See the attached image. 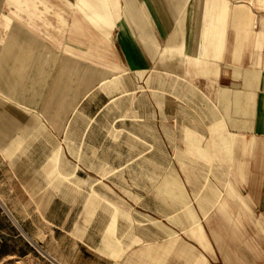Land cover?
<instances>
[{
	"label": "rangeland",
	"instance_id": "374dc122",
	"mask_svg": "<svg viewBox=\"0 0 264 264\" xmlns=\"http://www.w3.org/2000/svg\"><path fill=\"white\" fill-rule=\"evenodd\" d=\"M48 1L54 10L65 6ZM116 1L118 12L127 11L125 0ZM111 2L102 0V9ZM78 3L86 15L96 14V0ZM234 5L250 10L249 27L254 15L264 17V0ZM21 10L33 9L23 3ZM43 17L33 18L40 32ZM101 70V83L108 82L86 84L84 99L71 98L72 82L62 98L50 99L53 106L38 99L47 115L24 107L18 113L1 88L0 264L252 262L242 228L227 225L249 211L221 168L192 159L187 132L173 130L172 77L163 82L155 67L130 71L118 61ZM175 86L187 93L189 84ZM200 226L206 247L194 240Z\"/></svg>",
	"mask_w": 264,
	"mask_h": 264
},
{
	"label": "crops",
	"instance_id": "0c3cea01",
	"mask_svg": "<svg viewBox=\"0 0 264 264\" xmlns=\"http://www.w3.org/2000/svg\"><path fill=\"white\" fill-rule=\"evenodd\" d=\"M74 1L64 0L58 11L45 0L40 11L42 0H0L4 98L18 113L24 107L47 115L38 111V99L53 106L50 99L62 98L70 82L71 98L84 99V86L100 84L101 68H115L117 61L130 71L155 67L163 82L172 77L173 130L187 132L192 159L221 168L220 177L249 211L227 225L242 228L243 252L252 259L244 264H258L264 259V17L254 15L249 27L252 14L234 5L239 0H125L124 13L116 0L103 9L96 0V14L87 15L79 3L69 10ZM23 3L33 10L24 13ZM41 17L43 32L35 22ZM176 83L189 84L187 93ZM198 232L194 240L206 247L201 226Z\"/></svg>",
	"mask_w": 264,
	"mask_h": 264
}]
</instances>
